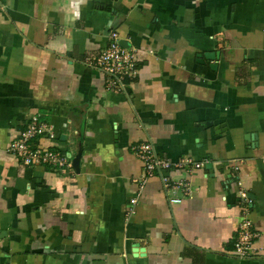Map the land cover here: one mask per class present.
Wrapping results in <instances>:
<instances>
[{
	"label": "crops",
	"instance_id": "0c3cea01",
	"mask_svg": "<svg viewBox=\"0 0 264 264\" xmlns=\"http://www.w3.org/2000/svg\"><path fill=\"white\" fill-rule=\"evenodd\" d=\"M113 30L123 87L87 63ZM37 114L71 167L7 150ZM0 145V264H264V0H0Z\"/></svg>",
	"mask_w": 264,
	"mask_h": 264
},
{
	"label": "built area",
	"instance_id": "2783aa9c",
	"mask_svg": "<svg viewBox=\"0 0 264 264\" xmlns=\"http://www.w3.org/2000/svg\"><path fill=\"white\" fill-rule=\"evenodd\" d=\"M108 45L101 49L96 55L89 56L87 63L95 68L103 70L107 76L108 85L111 87L125 85V78H134L138 75L137 51L135 48L125 46L117 30L109 33ZM45 135L55 139L56 134L50 122L43 119L40 115H34L26 128L14 138L8 145L7 150L21 157L25 164L49 163L55 165L58 169L64 170L71 162L61 151H55L50 147H33V140L39 136ZM1 148V145H0ZM137 153L143 159L149 175H153L157 169L182 170L184 162L172 163L169 160L159 158L150 142H144L139 145ZM200 167L201 164H196ZM165 185H170L171 177H163ZM246 196V195H245ZM131 203H137L136 198L131 199ZM129 212H133V207ZM259 234L253 229V220L249 217L243 221L240 226L235 250L240 255H246L254 249V245Z\"/></svg>",
	"mask_w": 264,
	"mask_h": 264
},
{
	"label": "water",
	"instance_id": "95a60500",
	"mask_svg": "<svg viewBox=\"0 0 264 264\" xmlns=\"http://www.w3.org/2000/svg\"><path fill=\"white\" fill-rule=\"evenodd\" d=\"M122 43H123V41H122ZM206 56H207V57H210V56H212V57H213V54H212V55H208V54H207ZM75 162H77V161L75 160Z\"/></svg>",
	"mask_w": 264,
	"mask_h": 264
}]
</instances>
